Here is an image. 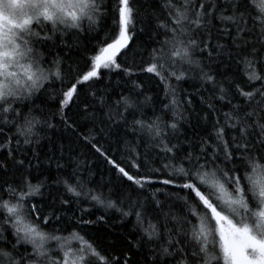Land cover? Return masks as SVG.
Returning <instances> with one entry per match:
<instances>
[{"label":"snow or ice","instance_id":"6c2138e0","mask_svg":"<svg viewBox=\"0 0 264 264\" xmlns=\"http://www.w3.org/2000/svg\"><path fill=\"white\" fill-rule=\"evenodd\" d=\"M0 137V264H264V0H0Z\"/></svg>","mask_w":264,"mask_h":264},{"label":"trees","instance_id":"16d2710c","mask_svg":"<svg viewBox=\"0 0 264 264\" xmlns=\"http://www.w3.org/2000/svg\"><path fill=\"white\" fill-rule=\"evenodd\" d=\"M112 2H113V0H109V6H111ZM145 3H146V0H133V6H135V7H142ZM111 17H112V14L109 13V17L107 18L106 21H104L102 23L101 31L99 32L96 39H101L104 37L106 32L115 30ZM138 27L139 26H137V32H136V35L133 37V41H132V47L133 48H135L137 45L145 46L147 44V36L139 33ZM94 43H95V41H92V43L88 44L87 46L89 48H91L92 44H94ZM78 56H79V54H78ZM101 72L103 74V79L98 83L97 88L103 86L106 82L111 83L113 86H115V81L118 79L121 80V87H123V76H122V74H117L116 72L109 73L107 70H104V69H101ZM134 79H135V77H134ZM140 79L144 81V92H145V94L146 95H152L154 100H155V105L145 109L146 117H150L152 115V107H156L157 109L160 107V101L163 98V86L160 85L158 81H156L154 79H149L147 74L141 76ZM181 89L182 90L186 89L188 92L194 91V89L191 87V84L187 83V82H184L181 84ZM86 92H87V85L81 86L82 97L86 94ZM182 94H183V92H182ZM192 99H193L195 107L197 109H199L200 108L199 98L197 96H193ZM45 107H46L45 115H47L49 113V111H55L56 110V108L58 107V101L57 100H48ZM68 114L71 116V115H73V112H69ZM54 122L59 124L58 117L56 118V120ZM199 130L201 132L206 133L207 131L210 130V126L201 127ZM50 134H53V139H55L56 137L61 136L62 130L61 131L52 130V132ZM129 137L131 139H134V137H132L131 134H129ZM2 139H3V137H0V140H2ZM44 143H47V142L45 141ZM73 147H74V149L76 151V155L79 157V159L84 161L91 168V171L95 174L92 177V179L94 181L100 182L101 180H103V182L105 184H107V183H109V181H111L112 184H116L117 186L119 185V180H118L117 175L114 173V171L110 170L109 166L102 159L93 156L91 153H89L88 149L86 147H84L82 144L77 145L74 143ZM113 148H115V145H113ZM142 151H143V149H142ZM3 155H6V154L0 155V158H3ZM116 158L118 160H120V153H118V152L116 153ZM65 159H67V157H65ZM122 162L127 165V161H122ZM141 163H143V160L141 161ZM159 163L160 162L158 160L154 161V166H159ZM52 171H53V175H55L56 170L54 168V165H53ZM40 178L42 179L43 177H40ZM154 187H163V186L155 185ZM104 190L107 191V189H104ZM168 191H178V190L169 188ZM160 198L165 199L163 194H160ZM36 199H40V198H36ZM172 203L175 205V207L173 208V211L179 212L182 208L181 202L178 200H173ZM68 215H71V212H69ZM77 215H79V213H77ZM113 215H115V214H113ZM131 220H134V218H130V221ZM130 221L125 222L127 224L126 228L117 225L115 230L117 232H128L131 229V222ZM74 226H75L74 221L69 223L67 220H64L58 224L53 222L52 224L47 226V229L52 230L53 228L59 227L60 229L66 228L68 231H70ZM84 231L87 233V235L91 239L97 241L101 248H103L106 251H112V249L108 248V237L106 236V234H104L103 232H100V231H95L93 228H87ZM64 234L66 235L67 232H65Z\"/></svg>","mask_w":264,"mask_h":264}]
</instances>
